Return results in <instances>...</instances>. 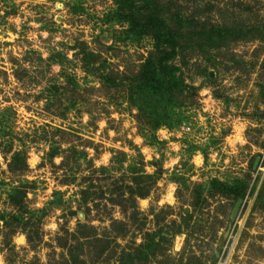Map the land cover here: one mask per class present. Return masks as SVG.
I'll return each instance as SVG.
<instances>
[{"label":"rangeland","instance_id":"obj_1","mask_svg":"<svg viewBox=\"0 0 264 264\" xmlns=\"http://www.w3.org/2000/svg\"><path fill=\"white\" fill-rule=\"evenodd\" d=\"M146 66L172 71L158 127L129 91ZM146 176L135 215L108 202ZM70 256L264 264V0H0V261Z\"/></svg>","mask_w":264,"mask_h":264},{"label":"trees","instance_id":"obj_2","mask_svg":"<svg viewBox=\"0 0 264 264\" xmlns=\"http://www.w3.org/2000/svg\"><path fill=\"white\" fill-rule=\"evenodd\" d=\"M136 26L142 30H146L143 29V27H146V25L141 26V24H136ZM171 75L172 71L166 72L161 69L159 73V70L157 72L156 70L149 69L146 66V68L143 69L142 72H140L138 77L133 80V82H136V84L129 89V91H135V94L132 98L135 102V106L138 108L139 115H141L142 117L146 115L145 117L148 119V122L155 127L165 125L167 122H169L168 111L171 107H173V103L172 94L170 93V88L168 87L167 83H165V79L170 78ZM109 77L110 76L108 75H103L102 79L109 80ZM104 170L105 168L100 169V171ZM144 179L145 181L141 180L138 182L136 181V179H133L135 180L134 185L126 187L125 190L115 185H113L112 187L107 186L108 191L111 194L108 202L119 207L122 213L130 210L132 212V216L135 215L137 213L136 199L145 198L150 185L154 184L150 180L152 179L150 176H146ZM126 192H128V197L125 198ZM24 196L25 191H22V193H20L19 191L20 199L14 201V198L12 200L13 205L16 208L21 209L20 203ZM84 199L85 194L82 196V201ZM87 211L89 210L87 209ZM41 212L44 213V210ZM84 214L87 217L86 211L84 212ZM12 219L15 222L20 221V218L18 217H13ZM14 221H12V223H14ZM115 223L117 224V221H112V227ZM96 232L97 230L93 227L78 223L74 235L78 238L84 239L87 242H101L99 238L97 239ZM31 241L32 237L28 236L27 243L31 244ZM147 243L148 242L138 247V250L141 252V255L143 256L142 258H144V260H148L149 257H151V255H153L155 252V248L152 245L147 246ZM60 247H64V242L60 244ZM74 258L75 261L72 259V256H70L69 260L73 261L68 262L67 264H80L77 263V261L79 260V256H75Z\"/></svg>","mask_w":264,"mask_h":264},{"label":"water","instance_id":"obj_3","mask_svg":"<svg viewBox=\"0 0 264 264\" xmlns=\"http://www.w3.org/2000/svg\"><path fill=\"white\" fill-rule=\"evenodd\" d=\"M240 206H241V201H238V202L236 203L235 207H234V211H233V213H232V217H235V216H236V214H237V212H238Z\"/></svg>","mask_w":264,"mask_h":264},{"label":"clouds","instance_id":"obj_4","mask_svg":"<svg viewBox=\"0 0 264 264\" xmlns=\"http://www.w3.org/2000/svg\"><path fill=\"white\" fill-rule=\"evenodd\" d=\"M23 241V238H21V242ZM0 264H3V262L2 261H0Z\"/></svg>","mask_w":264,"mask_h":264}]
</instances>
